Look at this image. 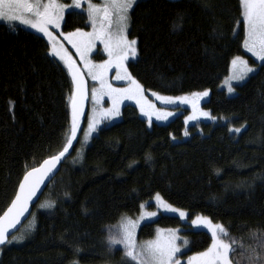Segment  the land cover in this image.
<instances>
[{"label": "trees", "instance_id": "trees-1", "mask_svg": "<svg viewBox=\"0 0 264 264\" xmlns=\"http://www.w3.org/2000/svg\"><path fill=\"white\" fill-rule=\"evenodd\" d=\"M239 0H139L129 12L137 41L129 74L146 92L167 96L208 91L201 104L215 122L185 127L187 109L167 124L147 125L125 105L121 120L102 127L83 151L74 143L56 177L13 236L0 264H124L106 229L133 217L159 195L172 206L218 223L235 238L234 262L247 264L240 244L264 240V62L236 94L219 89L232 60L244 54ZM88 28L82 12L65 14L62 31ZM94 60L103 59L100 53ZM69 73L40 36L0 23V215L27 170L63 150L71 119ZM239 128L240 132L230 129ZM51 202L53 207L43 208ZM178 228L187 254L204 251L205 231L160 215L138 230ZM12 236L9 238L11 240Z\"/></svg>", "mask_w": 264, "mask_h": 264}, {"label": "snow or ice", "instance_id": "snow-or-ice-1", "mask_svg": "<svg viewBox=\"0 0 264 264\" xmlns=\"http://www.w3.org/2000/svg\"><path fill=\"white\" fill-rule=\"evenodd\" d=\"M135 3L136 0H105V3L101 7L89 2L88 16L93 24L94 31L91 33L79 31L68 33L64 38L76 48L77 53L82 59L86 51L91 50L96 39H100L104 43L105 51L109 56V59L104 64L92 66L85 60L89 75L100 85L99 89L93 88L92 90L94 103L98 104L101 98L107 95L113 101V109L109 111L113 114H118L119 103L122 100H134L140 108L141 114L148 117L151 126L153 115L156 116L157 120H160L171 115V113L157 110L154 105L149 104L144 99V90L141 84L133 79L124 67V62L128 59V56L135 57L137 54V41L135 39H127L128 21L130 19L129 11ZM239 5L240 19L238 23L242 24L244 29L243 47L257 60L264 61V0H239ZM80 6V0H73L71 7L79 8ZM66 7L69 6L59 3L58 0H47L46 3L42 2V0H0V20L19 21V23L35 29L36 32L43 33L52 45L50 55L56 56L64 62L73 84V91L70 97L71 135L67 138L63 150L57 155L44 160L39 167H33L31 170H27L26 166L25 174L19 182L11 204L3 212V215H0V245L12 243L13 241L19 243L24 239L21 235L19 237L12 236L11 240H9L8 234L10 230L16 228L17 224L21 222V217L28 212L33 198L41 190V185L44 184L45 179L52 173L56 164L68 153L69 148L72 147L73 140L76 139L78 120L83 111L82 102L86 96V87L84 79L75 67L71 57L68 56V53L62 47L58 46L56 38L49 31V26L59 29ZM97 17H101L103 21L109 24L115 18L118 25V33L113 35L106 31L103 23L97 31ZM232 65L234 68L240 69L236 77L237 79H243L247 73L254 71L253 68L248 66V62L240 56H236L232 60ZM113 66L117 69L115 78L117 80L127 79L130 82L128 87L114 88L106 82L105 74ZM228 90L231 92L233 89L229 86ZM153 95H156L157 99L165 104L176 103L177 100L180 103L190 102L195 113L197 109L196 100L200 96L208 95V93H193L191 101L188 97H164L156 93H153ZM201 115L208 116L207 113H201ZM188 119H195V115ZM97 123L98 121L95 117L90 119L89 133L95 131ZM230 130L235 132L241 131L239 128ZM156 200L159 203H163L159 195L156 196ZM53 206L51 202L41 205L43 208H51ZM141 207L143 208V205ZM165 207L171 212L178 211V209L168 205H165ZM151 215H155V213H151ZM179 215L181 218H184L185 213L180 211ZM198 222L204 223L209 228L212 234V244L207 251L189 257L188 264H239V262H234L232 259V254L236 251L234 248L236 240L235 238H230L229 231L219 224L212 226L207 218H197V220L192 221L193 224ZM135 227V223L129 222L123 228L122 237L120 239H111L110 243L113 245L123 244L125 255L130 261H134L135 264H179L175 257L176 253L180 252V248L175 244V240L178 237L174 233L164 244H160L159 242L149 243L147 246L138 248L134 236ZM256 238L258 240L256 248L248 246L245 249L243 243L240 244L241 255L247 261V264H264V240L259 239L258 235Z\"/></svg>", "mask_w": 264, "mask_h": 264}, {"label": "rangeland", "instance_id": "rangeland-1", "mask_svg": "<svg viewBox=\"0 0 264 264\" xmlns=\"http://www.w3.org/2000/svg\"><path fill=\"white\" fill-rule=\"evenodd\" d=\"M138 1L139 0H136V3ZM42 2L46 3L47 0H42ZM58 2L69 6V7L65 8L64 17H65V14L67 12H70V11L82 12L86 16V23L88 26V28H86V29H75L73 31L65 33L62 31V24H63L64 17L60 21L59 29L49 26V31L56 38V40L58 42V46L62 47L63 50L68 53V56L71 57L72 61L78 65L79 69L84 73L85 78H86L87 83H88L87 112H86V115L84 116V118L78 124L76 139L73 140L72 146L74 143L78 142L79 147L81 149H83V151H84L91 144L92 138L97 134V132L100 128L112 125V124L121 120V111H122L123 106H125V105L134 106L137 109L139 117L146 120L147 125L150 126L148 117L141 114L140 108L137 106V104L134 100H131V99L122 100L119 103L118 114H113L112 112L109 111V110L113 109V101L111 99H109V97L107 95H104L98 104L94 103V101L92 99V90H93V88L99 89L100 85L96 80H93L92 77L89 75L88 66H86L85 60L88 61L89 64L92 66L104 64L105 61H107L109 59L108 53L105 51L104 43L101 42L100 39H96L94 41L92 47H91V50L86 51L85 56L82 59L81 56L77 53L76 48H74L72 46V44L68 40H66L64 37L68 33H75L77 31L84 32V33L93 32L94 31L93 24L90 21L89 16H88V4H89V2L96 4V5H98V4L96 2L91 1V0H80L81 6L79 8H76V7H71L73 0H58ZM0 23L6 24L8 26L16 27V28H21L23 30H26L28 32L34 33V34L42 37L47 42L49 56H51L53 59H55L60 64V66L66 72H68V69L65 67L63 61H61L56 56L50 55V53L52 51V45L49 43L48 38L46 36H44L43 33L36 32L35 29L28 27L27 25L21 24V23H19V21L0 20ZM102 23H103L106 31L112 33L113 35L118 33V25L115 21V18H113L112 23L109 24L108 22L103 21L101 17H97V21H96V30L97 31L100 29ZM128 24H129V22H128ZM128 31H129V27L127 29V39L133 40V39L129 38ZM242 47H243V45H242ZM82 49H83V46H82ZM243 51H244V54L246 56H248L253 62L251 63L247 57H244V56H240V57L242 59L246 60L248 62V66L253 68L254 71L247 73V75H245L243 79H237L236 77H237L240 69L234 68L232 65V62H231L228 75L226 76V78H224V80L222 81V83L219 86V89L224 90L228 96H234L237 92L236 86L244 83L251 75H253L257 71L259 64L264 62V61L257 60L255 57H253L251 55V53L247 52L244 49V47H243ZM96 53H100L103 56V59H101L99 61L94 60L93 55ZM136 53H137V50H136ZM136 56H137V54H136ZM136 56L135 57H133L131 55L128 56V59L125 60V62H124V67L126 69H127V64L129 62L135 60ZM116 74H117L116 67L115 66L111 67L107 71V73L105 74L106 82L111 84L112 87H114V88H126V87H128L130 82L127 79L117 80L115 78ZM229 86L233 89L231 92H229V90H228ZM203 92L208 93L207 90L201 91V92H195V93H203ZM156 94L159 96L173 97V98L188 97L190 101L193 99V97H192L193 93L189 94V95H179V96H167V95H161L158 93H156ZM143 95H144V99L147 100L149 104L154 105L157 110H160V111H163L166 113H171V115L167 116L166 118L160 119V120H157L156 116L153 115L152 119H151V125L152 124H158V125L167 124L171 119H173L175 116L180 114L182 109L188 110L187 114L184 116V119H183V123H184L186 128L190 125L201 123V122H215V119L211 116L209 111L205 110L201 106V104L207 100V98L205 99L204 96H200L196 100L197 109H196V112L194 113L192 104L190 102L189 103H180L177 100L176 103L165 104V103H162L159 99H157V96L153 95V92H146L144 90ZM201 113H207L208 116L201 115ZM193 115H195V119H188L189 117H192ZM93 117H95V119L98 121V123L96 124L95 131H92L89 133V122H90V119ZM186 120H187V123H186ZM70 135H71V119H70V123H69L68 130H67L66 142H67V138ZM71 148L72 147L69 148V151L71 150ZM156 196L157 195H155L151 199L144 202L142 204L143 208L140 207V211L137 215H135L133 217L122 216L116 224H114V225H112L106 229V236H107L106 240H107L108 248H110V250H112V251L120 250L122 253V257H123L122 260H123L124 264H135V262L130 261L128 259V257L125 255V248H124L123 244L113 245L110 243V240L111 239H120L123 235L124 226H126L129 222H133L136 224V227L134 229V236H135V241H136L138 248L147 246L149 243L159 242L160 244H164L169 240L171 235L174 233L178 237V239L175 240V244L180 248V252L176 253V257H175L176 260L179 262V264H188L189 257L196 256L198 253H202V252L207 251L208 248L212 244V234L209 231V228L204 223H201V222H198L196 224L192 223V221L197 220V218H207V217L195 215V216L190 218L189 214L186 210H183V209H180V208H177L175 206L170 205L169 203L165 202L160 196L159 197H160L161 201H163V203H159L156 200ZM165 205L171 206L172 208H176V209H178V211L177 212L168 211L166 209ZM180 211L185 213L184 218L180 217V215H179ZM151 213H155V215H151ZM160 215L177 217L183 223L188 224L190 226V229L201 230V231L207 232L209 234V236L211 237L210 245L204 251L193 253V254H187V251L189 248L188 239L183 234H181V232H180L181 229H178V228H156V231H155L152 238H150L148 240H140L138 238V230H139L140 226L144 223L154 221ZM207 220L210 222V224L212 226H215L218 224V223L212 222L209 218H207Z\"/></svg>", "mask_w": 264, "mask_h": 264}, {"label": "water", "instance_id": "water-1", "mask_svg": "<svg viewBox=\"0 0 264 264\" xmlns=\"http://www.w3.org/2000/svg\"><path fill=\"white\" fill-rule=\"evenodd\" d=\"M74 65H75V67L79 70L81 76L83 77V79H84V83H85V87H86V96H85V99H84L83 102H82V109H83V111H82V114L80 115L79 120H78V124H79L80 121L84 118V116L86 115V112H87V103H88V83H87V80H86V78H85L84 73L79 69L78 65H77L76 63H74ZM69 76H70V75H69ZM70 78H71V76H70ZM71 81H72V78H71ZM72 85H73V84H72ZM70 111H71V106H70ZM54 156H55V155H54ZM51 157H53V156H51ZM51 157H49V158H47V159H50ZM63 159H64V157H63V158H62V159L56 164V167L53 169L52 173H50L49 176L45 179L44 184L41 185V190L37 193V196L33 198L32 203L29 205V210H28V212H26V213L24 214V216L21 217V222H20L19 224H17L16 228L10 230V232H9V234H8V239H9L11 236H13L15 233H17V232L19 231V229L22 227V225H23V224L29 219V217H30V215H31V213H32L33 206L37 204V202H38L39 199L41 198V196H42V194L44 193V191H45V189L47 188V186L50 184V182H51V181L56 177V175L59 173L60 168H61V165H62V162H63ZM45 160H46V159H45ZM43 161H44V160H43ZM43 161H42L38 166H36V167H39V166L43 163ZM30 170H31V169H30ZM23 176H24V175H23ZM23 176H22V178H23ZM22 178H21V179H22ZM18 185H19V184H18ZM17 189H18V186H17ZM17 189H16V191H17ZM16 191H15V192H16ZM14 196H15V194H14ZM14 196H13V198H14ZM13 198H12V199H13ZM11 201H12V200H11ZM10 204H11V202L9 203V205H10ZM9 205H8V206H9ZM8 206H7V207H8ZM7 207H6V209H5L4 211L7 210ZM4 211H3V212H4ZM1 215H3V213H2ZM5 245H6V244H5ZM5 245H0V249H1L3 246H5Z\"/></svg>", "mask_w": 264, "mask_h": 264}, {"label": "flooded vegetation", "instance_id": "flooded-vegetation-1", "mask_svg": "<svg viewBox=\"0 0 264 264\" xmlns=\"http://www.w3.org/2000/svg\"><path fill=\"white\" fill-rule=\"evenodd\" d=\"M93 2H96L98 4V6H103V4L105 3V0H91Z\"/></svg>", "mask_w": 264, "mask_h": 264}]
</instances>
